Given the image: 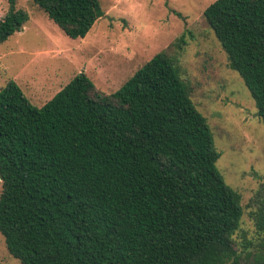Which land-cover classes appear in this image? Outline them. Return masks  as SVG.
<instances>
[{
	"label": "trees",
	"instance_id": "trees-1",
	"mask_svg": "<svg viewBox=\"0 0 264 264\" xmlns=\"http://www.w3.org/2000/svg\"><path fill=\"white\" fill-rule=\"evenodd\" d=\"M0 42L28 12L6 0ZM84 37L99 0H32ZM203 16L264 126V0H214ZM178 48L187 44L179 36ZM176 58L156 52L115 91L75 74L41 106L0 86V233L20 264H240L241 196ZM264 187V186H263ZM264 236V194L250 212ZM248 253V252H247ZM246 264H264V253Z\"/></svg>",
	"mask_w": 264,
	"mask_h": 264
},
{
	"label": "rangeland",
	"instance_id": "rangeland-1",
	"mask_svg": "<svg viewBox=\"0 0 264 264\" xmlns=\"http://www.w3.org/2000/svg\"><path fill=\"white\" fill-rule=\"evenodd\" d=\"M104 16L84 37L66 35L32 0L16 6L29 14L20 31L0 42V86L14 79L41 106L75 74L85 72L96 88L117 90L156 52L176 58L191 99L204 114L220 152L216 166L241 196L243 214L234 234L240 264L264 253V236L250 217L258 192L264 194V126L241 76L228 66L219 41L204 19L214 0H99ZM0 0V18L8 11ZM185 34L187 44L176 39ZM0 181V192H1ZM248 252V253H247ZM0 264H20L0 233Z\"/></svg>",
	"mask_w": 264,
	"mask_h": 264
}]
</instances>
